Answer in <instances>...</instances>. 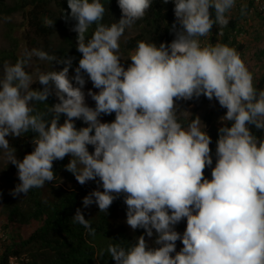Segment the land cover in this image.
<instances>
[{
	"label": "clouds",
	"instance_id": "clouds-1",
	"mask_svg": "<svg viewBox=\"0 0 264 264\" xmlns=\"http://www.w3.org/2000/svg\"><path fill=\"white\" fill-rule=\"evenodd\" d=\"M67 2L66 18L76 22L68 35L78 34L82 53L75 71L70 73L73 58L33 48L15 64L5 62L0 74V158L17 168L20 181L10 194L20 197L56 181L54 161L71 156L66 170L81 185L102 184V191L83 199L84 208L97 205L108 214L126 194L127 224L145 230L128 247L108 246L115 264H264V140L252 132L264 130V90L256 88L235 48L201 41L214 25L228 26L237 0H164L175 6V39L159 45L139 41L134 52H124L122 44L142 33L153 0H117L122 15L110 25L103 22L108 11L103 0ZM256 10L264 16L257 4L251 13ZM53 12L56 24L45 23L57 29L65 17ZM137 22L140 33L121 42ZM121 52L133 53L125 65ZM34 57L66 66L30 71ZM85 73L100 90L87 93L95 108L86 103ZM37 82L43 90L33 88ZM53 93L59 100L54 106L47 103ZM202 95L227 109L214 165L206 125L195 109L185 126L177 104ZM41 104L46 107L38 110ZM113 113L114 121L102 122V115ZM76 120L88 126L78 129ZM30 133L35 149L20 160L7 137ZM206 168H212L211 179ZM185 218L181 234L175 226ZM73 222L95 235L82 209ZM154 236L158 247L146 239ZM177 241L184 245L179 252Z\"/></svg>",
	"mask_w": 264,
	"mask_h": 264
},
{
	"label": "trees",
	"instance_id": "trees-1",
	"mask_svg": "<svg viewBox=\"0 0 264 264\" xmlns=\"http://www.w3.org/2000/svg\"><path fill=\"white\" fill-rule=\"evenodd\" d=\"M255 1L237 0L236 7L229 13L230 22L228 26L220 30L218 25H214L212 32L207 37L201 38V41L203 40L202 45L226 44L243 55L246 46L241 44L239 40L247 31L245 24L252 16L263 17L262 12L258 10L251 13L252 8L256 5ZM103 2L108 8L103 22L110 25L118 21L122 13L117 0H103ZM53 4L56 5L62 16L66 17L70 14L67 0H0V18L8 21L12 16L22 14L29 33H31L29 36L31 48L43 49L58 58H73L71 73L78 67L79 60L82 58V53L77 51L78 34L75 32L73 35L66 36L65 41L59 45L53 43L52 37L56 27L55 25L48 26L45 23L46 19H50L56 24V14L52 10ZM174 7L171 2L166 4L164 0H153L152 7L142 19V33L135 39L123 43V51L134 52L139 41H153L157 45L164 42L170 44L175 39V33L172 31V25L176 22ZM13 33V28L9 26L7 37L12 40L13 49L0 52V65L8 59L17 61L18 39L14 38ZM91 34L92 30L89 32V35ZM258 58L264 62V48L258 53ZM47 64L50 70L56 69L58 71L66 66L57 62H53V65L49 62ZM130 65L131 60L127 63V67ZM254 84L258 90H264V70L254 76ZM43 87L39 82L33 84L34 89L43 90ZM193 99L200 104H210L212 101H216L209 100L203 95ZM58 102L59 100L54 93L47 101L52 106ZM45 107L46 105L43 104L38 105V110H43ZM218 109L222 116L226 115L227 109L222 108L219 103ZM194 117L195 115L192 119ZM180 118L185 126L191 120L184 117ZM65 119L66 116L62 115L60 123L63 124ZM207 119L210 126L209 135L212 138L210 147L214 165L219 128L224 125L217 120L215 114H209ZM101 120L102 122H112L115 120V113L102 115ZM75 123L78 129L88 126L82 120H76ZM229 126H231L230 123ZM252 132L258 139L264 140V130H257L253 127ZM34 136V133H30L19 138L11 137L10 144L16 149L18 159L23 160L27 154L34 151L35 145L32 142ZM89 150L94 152V147L89 146ZM70 161L71 156H66L62 161H54L56 181L49 182L43 188L30 190L27 195L24 194L22 199L19 197L3 198L11 223L16 221L20 225H30L32 222H37L38 227L26 239L6 236L9 239V244L0 246V264H13V260H16L17 264H115V260L107 252L108 246L113 244L128 247L135 243L139 236L145 234L143 229H138L139 232L131 234L124 228L117 226V212L126 199V194H120L106 214L100 212L98 207L95 211L84 208L83 199L89 195L86 186L76 190H66L59 186L61 180L74 181L76 179L74 174L66 170V165ZM206 170L207 168L205 175ZM4 178L8 183L15 185L20 182L17 168L14 165L5 170ZM78 208L82 209L85 218L90 220L92 228L95 229L94 236L90 235L82 225L73 222ZM152 238L155 240L156 237ZM146 239L148 240L147 237Z\"/></svg>",
	"mask_w": 264,
	"mask_h": 264
},
{
	"label": "rangeland",
	"instance_id": "rangeland-1",
	"mask_svg": "<svg viewBox=\"0 0 264 264\" xmlns=\"http://www.w3.org/2000/svg\"><path fill=\"white\" fill-rule=\"evenodd\" d=\"M53 10L57 13L58 18L60 17V12L56 7H53ZM70 17V16H69ZM264 16L261 18H257L256 16H252L251 19L245 24L246 32L243 37H241L240 42L246 46V51L243 55H241L242 59L248 66L249 70L255 75L262 73L264 70V62H262L258 58V53L264 48ZM10 22V23H9ZM75 21L71 20L70 18H62L60 20L59 25L57 26V29L55 31V34L53 36L54 43L58 44L61 43L65 36L68 34H72L74 31H72V28L75 26ZM13 28L14 38L18 39V45L16 49V57L17 60L23 55V52L25 49L31 50V46L29 44V36L31 33H29V29L26 26L24 22V16L22 14H17L12 16L8 21L5 19L0 18V52L8 51L13 49L12 40H10L7 37V32L9 30V26ZM140 23L137 22V24L130 30L126 32V35L122 37L121 42L125 41L126 39L129 40L136 35L140 33ZM120 42V43H121ZM133 54V53H131ZM131 54H124L121 52L122 57V64L125 65L128 58H130ZM5 62L15 64L16 61L13 59H8ZM4 62V63H5ZM0 65V74H2L3 65ZM50 70V67L45 61H40L38 58H33L32 62V68L29 69L30 71L35 70ZM55 70V69H53ZM57 71V70H56ZM70 77H72L74 74H69ZM36 77L34 76V79ZM85 78L87 80V83L85 85L84 91L86 94V103L88 106L95 108L96 104L93 99H91V96H88L87 93L89 90L98 93L100 90L94 88L93 82L90 80V78L87 77V74L85 73ZM216 101H212L210 104H200L196 100H180L177 101V104L179 105V110L182 112L181 116L185 117L187 119H190L192 115L195 112L196 109V116H199L202 122L206 125V131L209 134L210 126L208 124V117L209 114H215L217 120L221 121L222 114L219 112L218 109V103ZM187 112V113H183ZM9 141H11V136L7 137ZM11 166V164H7L5 160L0 158V192L3 193V196L0 197V246L9 244V239L6 238V236L9 237H18L26 239L28 238L38 227L37 222H32L30 225H20L18 222L14 221L11 223L8 218V210L4 202V197L13 198V196L10 194L11 191L15 188V184L8 183L4 178V172L5 170ZM214 168V167H213ZM211 172L212 168H209L206 173V177L208 179H211ZM59 186L66 190H76L79 187L86 186L89 190V194L95 190H103L102 184L97 181H90L84 185H81L76 179L74 181L69 180H61L59 181ZM24 194H21L19 198H23ZM97 205L91 206L89 209L91 211H95ZM127 205L125 203V199L120 206L118 212H117V226L120 228H124L125 231L130 232L131 234H135L138 231L133 230L128 224H127ZM7 227V228H6ZM187 227V220L185 218L184 221L179 223L175 226V230L183 234L186 231ZM148 242L151 246L158 247L154 244L153 238H148ZM184 247L182 241H177V252H179ZM175 255V253L173 254ZM13 264H17L16 260H13Z\"/></svg>",
	"mask_w": 264,
	"mask_h": 264
},
{
	"label": "built area",
	"instance_id": "built-area-1",
	"mask_svg": "<svg viewBox=\"0 0 264 264\" xmlns=\"http://www.w3.org/2000/svg\"><path fill=\"white\" fill-rule=\"evenodd\" d=\"M263 1H264V0H257V1H256V4L259 6V9H260L261 11H264V4H263Z\"/></svg>",
	"mask_w": 264,
	"mask_h": 264
}]
</instances>
